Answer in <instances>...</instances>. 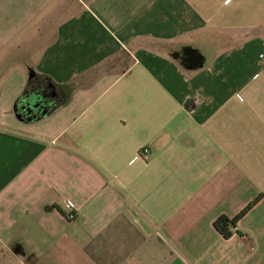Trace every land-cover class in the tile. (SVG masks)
I'll list each match as a JSON object with an SVG mask.
<instances>
[{
    "label": "crops",
    "instance_id": "1",
    "mask_svg": "<svg viewBox=\"0 0 264 264\" xmlns=\"http://www.w3.org/2000/svg\"><path fill=\"white\" fill-rule=\"evenodd\" d=\"M0 264H264V0H0Z\"/></svg>",
    "mask_w": 264,
    "mask_h": 264
},
{
    "label": "trees",
    "instance_id": "2",
    "mask_svg": "<svg viewBox=\"0 0 264 264\" xmlns=\"http://www.w3.org/2000/svg\"><path fill=\"white\" fill-rule=\"evenodd\" d=\"M51 88V87H50ZM53 92V91H52ZM35 94H38V95H40V93H36V92H32V93H30V94H27L26 96H23V98H21V100H19L18 102H17V104H16V106H18V113H20V114H22V112H20V105L21 104H23L22 102L25 100V99H27V98H29L30 96H33V95H35ZM52 94V93H51ZM51 94H50V98L52 99L53 97L51 96ZM43 95H45V94H43ZM42 95V96H43ZM54 99V98H53ZM16 106H15V108H16ZM53 106H55V105H53ZM53 108V107H52ZM52 108L51 109H46V111L47 112H45V113H43L44 111H42V112H40L39 113V115H37V116H35V117H33V119L32 120H35V119H37V118H40L41 116H45L47 113H49L51 110H52ZM23 117L25 118V119H28V117H27V115H23ZM31 120V121H32ZM257 202H259V199L257 198V199H255L243 212H240L235 218H233V219H230V218H227L226 216H220L216 221H215V224H214V228H215V230L217 231V232H219L224 238H226V240H229V239H231L232 237H233V235L235 234V233H237V234H239V235H241V236H243L242 234H241V232H239L238 230H237V227H238V223H239V221H240V219L241 218H243L248 212H250L252 209H253V207L257 204Z\"/></svg>",
    "mask_w": 264,
    "mask_h": 264
},
{
    "label": "flooded vegetation",
    "instance_id": "3",
    "mask_svg": "<svg viewBox=\"0 0 264 264\" xmlns=\"http://www.w3.org/2000/svg\"><path fill=\"white\" fill-rule=\"evenodd\" d=\"M49 90V89H48ZM52 91H48L45 95H38L35 94L30 96L29 98L25 99L20 105V112L27 115L28 117H35L39 115L40 112L51 109L53 107L52 99L50 98V94ZM25 107V109H24ZM30 109V111H29Z\"/></svg>",
    "mask_w": 264,
    "mask_h": 264
},
{
    "label": "built area",
    "instance_id": "4",
    "mask_svg": "<svg viewBox=\"0 0 264 264\" xmlns=\"http://www.w3.org/2000/svg\"><path fill=\"white\" fill-rule=\"evenodd\" d=\"M150 149L148 147H143L141 150H140V153H139V156L145 160L149 159V155H150ZM71 204H67L66 205V208L68 209V211L70 212L69 214V219L71 220H74L76 218V214L72 211V208H71Z\"/></svg>",
    "mask_w": 264,
    "mask_h": 264
},
{
    "label": "water",
    "instance_id": "5",
    "mask_svg": "<svg viewBox=\"0 0 264 264\" xmlns=\"http://www.w3.org/2000/svg\"><path fill=\"white\" fill-rule=\"evenodd\" d=\"M55 95V92H52V94H51V96L53 97ZM18 106H16V108H15V111H14V113H15V115H16V117L19 119V120H24L25 118L23 117V115H25V114H20V113H18L19 111H18ZM24 109H25V107H24ZM29 111H30V109H29ZM45 112H47L46 110H44V112L43 113H45ZM28 117V116H27ZM33 119V117H28V121H31Z\"/></svg>",
    "mask_w": 264,
    "mask_h": 264
}]
</instances>
